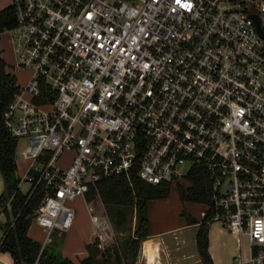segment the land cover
<instances>
[{
    "label": "built area",
    "instance_id": "1",
    "mask_svg": "<svg viewBox=\"0 0 264 264\" xmlns=\"http://www.w3.org/2000/svg\"><path fill=\"white\" fill-rule=\"evenodd\" d=\"M9 3L3 30L31 72L1 120L24 141L27 190L42 193L28 215L42 246L71 226L75 197L96 247L108 244L106 215L84 199L97 180L186 184L199 166L209 193L193 202L197 223L233 237L230 264H264V0Z\"/></svg>",
    "mask_w": 264,
    "mask_h": 264
},
{
    "label": "trees",
    "instance_id": "2",
    "mask_svg": "<svg viewBox=\"0 0 264 264\" xmlns=\"http://www.w3.org/2000/svg\"><path fill=\"white\" fill-rule=\"evenodd\" d=\"M14 24V13L10 3L0 8V31ZM18 84L15 75L5 65L0 55V175L3 188L0 193V211L3 222L0 237V252H8L11 264H32L37 258L38 264H74L67 257L40 249L37 241L27 235L30 224L28 215L36 208L42 193L40 187L32 192H22L17 187L19 178L14 176L16 138L3 125L1 115ZM186 184L175 183L178 199L183 202H205L209 193V181L199 166L192 168L186 176ZM171 183L149 184L135 174L125 176L117 174L103 177L96 181L95 189L85 193L87 199L99 200L112 218L114 226L125 221V209L134 211V227L132 232L122 239L120 244L112 245V252L96 247V240L84 244V256L77 264H135L139 251V242L148 236V202L162 199L168 194ZM9 199L8 205L5 201ZM107 215V216H108ZM180 215L186 224L197 223L184 209ZM208 226L197 223L194 232L195 249L201 264H212L207 251Z\"/></svg>",
    "mask_w": 264,
    "mask_h": 264
},
{
    "label": "rangeland",
    "instance_id": "3",
    "mask_svg": "<svg viewBox=\"0 0 264 264\" xmlns=\"http://www.w3.org/2000/svg\"><path fill=\"white\" fill-rule=\"evenodd\" d=\"M9 2L10 0H0V8ZM0 55L5 62L6 68L15 75L16 83L19 86L24 85L31 69L29 67L17 66L9 33L4 30L0 31ZM23 146L24 141L21 138H17L15 147L16 168L14 176L19 178V183L17 185L19 190L25 192L28 189V183L24 180L26 159H24L21 154ZM179 183L184 186L183 182ZM84 199L92 213L106 215L111 227L112 238L104 248L107 249V252H112V245L120 244L122 239L132 232L135 222L134 211L126 208L125 221L120 226H114L112 218L107 214V208L99 200L87 199V195L84 196ZM68 205L73 212L72 224L65 231L53 230L50 234V242L42 246L44 233L34 221H30L27 234L33 240H36L45 251L58 254L61 257L62 254L60 252H66L72 259H76L75 257L78 256L80 252H84V244H86L87 236L93 226L88 216L87 207L81 197H75L72 201L68 202ZM200 208L201 206L196 203H182L178 199L174 184H171L165 198L152 199L148 202V236L154 237L161 245L164 244L168 247L170 251H175L177 247H179V252H196L194 232L197 223L186 224L184 218L180 215V210L184 209L195 221H198V211ZM209 229H213V226H209ZM226 238L230 241L233 239L231 235L226 236ZM142 241L139 242L140 251ZM245 242V238H242V251L244 253L246 251ZM145 251L144 249V252Z\"/></svg>",
    "mask_w": 264,
    "mask_h": 264
},
{
    "label": "crops",
    "instance_id": "4",
    "mask_svg": "<svg viewBox=\"0 0 264 264\" xmlns=\"http://www.w3.org/2000/svg\"><path fill=\"white\" fill-rule=\"evenodd\" d=\"M1 191H2V179L0 175V193ZM2 222H3V216L1 214L0 223ZM211 225L213 226V229H209V226ZM1 234L2 231L0 229V237ZM229 235L230 234L226 232L217 223H212L208 225L207 251L210 256L212 264H230L236 252H235L234 239H231L230 241L226 238V236ZM92 239H93V228H91V231L87 236L86 243L91 242ZM144 249L146 250L145 252ZM179 249L180 248L177 247L175 251L173 250L170 251L168 247H166L164 244L161 245L154 237L147 236V239L142 241L141 251L140 250L138 251V254L135 258V264H201L199 258H197L198 257L197 252H193V253L179 252L178 251ZM60 253L62 254V257L69 258L70 260L73 261L74 264H77L78 260L81 257H83L85 254V252H80L79 255L75 257L76 259H72L66 252H60ZM0 264H11L8 252H0Z\"/></svg>",
    "mask_w": 264,
    "mask_h": 264
}]
</instances>
